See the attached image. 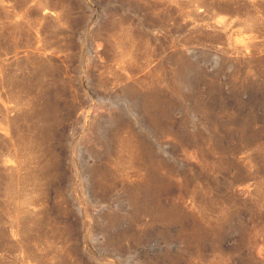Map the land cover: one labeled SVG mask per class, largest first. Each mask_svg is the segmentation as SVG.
<instances>
[{"label":"rangeland","instance_id":"1","mask_svg":"<svg viewBox=\"0 0 264 264\" xmlns=\"http://www.w3.org/2000/svg\"><path fill=\"white\" fill-rule=\"evenodd\" d=\"M0 264H264V0H0Z\"/></svg>","mask_w":264,"mask_h":264}]
</instances>
